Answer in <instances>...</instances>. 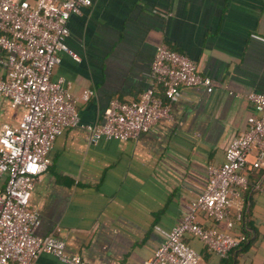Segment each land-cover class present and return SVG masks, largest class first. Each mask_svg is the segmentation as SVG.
Here are the masks:
<instances>
[{"label": "crops", "instance_id": "0c3cea01", "mask_svg": "<svg viewBox=\"0 0 264 264\" xmlns=\"http://www.w3.org/2000/svg\"><path fill=\"white\" fill-rule=\"evenodd\" d=\"M67 26L65 42L78 59L60 52L51 76H62L75 96L91 90L76 102L83 123L100 121L109 98H137L159 43L212 79L209 93L181 86L169 115L136 138L93 141L81 127L63 129L30 190L36 234L63 239L67 253L91 264H140L161 240L155 226L180 220L204 187L205 166L223 160L231 137L255 113L246 94L264 90V0H90ZM21 112L0 94V125L14 124ZM252 158L248 153V163ZM246 172V242L218 257L186 235L197 264H264V167ZM198 221L207 223L202 215ZM31 264L65 263L40 253Z\"/></svg>", "mask_w": 264, "mask_h": 264}, {"label": "built area", "instance_id": "2783aa9c", "mask_svg": "<svg viewBox=\"0 0 264 264\" xmlns=\"http://www.w3.org/2000/svg\"><path fill=\"white\" fill-rule=\"evenodd\" d=\"M89 3L0 0V94L8 98L11 108H22L14 124L0 125V264H31L40 253L65 264H91L78 254L67 253L63 239L36 234L39 213L28 205L34 182L49 164L53 140L63 129L81 127L93 141L133 139L169 115V103L181 86L213 90L212 79L200 74L188 56L159 43L146 73L148 85L137 98H109L100 121L81 122L76 102L87 100L91 90L83 89L75 96L62 76L51 75L60 52L78 59L65 42L67 20ZM246 98L255 113L231 137L223 160L205 166L204 187L188 201L180 220L168 229L155 226L161 240L140 264H197L199 254L186 242V235L196 237L218 257H226L245 242L241 226L246 170L264 167V90L250 91ZM248 153H253L249 163ZM199 215L207 223L199 222Z\"/></svg>", "mask_w": 264, "mask_h": 264}, {"label": "trees", "instance_id": "16d2710c", "mask_svg": "<svg viewBox=\"0 0 264 264\" xmlns=\"http://www.w3.org/2000/svg\"><path fill=\"white\" fill-rule=\"evenodd\" d=\"M248 188V187H247ZM246 192V191H245ZM244 219H243V222H242V226H241V231L243 232V233H245V235H246V239H247V234H246V231H245V228H244ZM245 242H246V240H245ZM244 242V243H245ZM244 243H242L239 247H237V248H240V247H242L243 245H244ZM205 248V247H204ZM237 248H235V249H237ZM235 249H233L231 252H229V254L227 255V256H229ZM206 250V249H205ZM207 251V250H206ZM208 252V251H207ZM210 253V252H209ZM226 256V257H227Z\"/></svg>", "mask_w": 264, "mask_h": 264}]
</instances>
